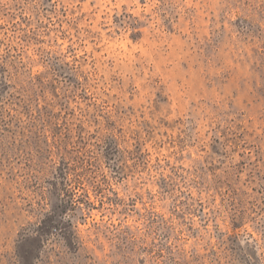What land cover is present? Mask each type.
Listing matches in <instances>:
<instances>
[{"label": "rangeland", "instance_id": "374dc122", "mask_svg": "<svg viewBox=\"0 0 264 264\" xmlns=\"http://www.w3.org/2000/svg\"><path fill=\"white\" fill-rule=\"evenodd\" d=\"M0 264H264V0H0Z\"/></svg>", "mask_w": 264, "mask_h": 264}]
</instances>
